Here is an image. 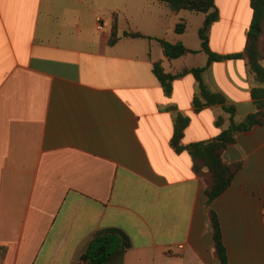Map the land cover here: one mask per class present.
<instances>
[{
	"label": "crops",
	"instance_id": "crops-1",
	"mask_svg": "<svg viewBox=\"0 0 264 264\" xmlns=\"http://www.w3.org/2000/svg\"><path fill=\"white\" fill-rule=\"evenodd\" d=\"M216 8L211 51L242 53L251 0H216ZM102 11L86 0H0V264H79L95 234L110 228L133 244L112 264H220L206 184L171 141L177 114L191 120L185 146L219 136L229 116L221 106L196 112L191 74L167 96L153 65L173 75L207 66L206 84L238 122L255 112L254 79L241 59L208 66L205 14L157 0ZM115 20L120 40L110 46ZM158 40L198 54L170 61ZM224 159L243 163L215 202L230 264H264V128L240 134Z\"/></svg>",
	"mask_w": 264,
	"mask_h": 264
},
{
	"label": "trees",
	"instance_id": "trees-1",
	"mask_svg": "<svg viewBox=\"0 0 264 264\" xmlns=\"http://www.w3.org/2000/svg\"><path fill=\"white\" fill-rule=\"evenodd\" d=\"M166 5L173 12L189 11L206 15L203 27L199 31L201 40V51L209 56L208 66L214 62L223 60H244L251 77L256 84L251 91V97L255 106V112L248 115L242 121H236V110L228 106L226 99L211 91L204 79L207 66L203 68H184L173 75L166 73L161 62L154 63L153 74L162 85L164 92L170 96L173 92V84L176 80L187 75H193L198 84V91L194 97V107L197 113L208 106H221L225 114L229 116L230 124L227 129L222 130L219 136L206 142L194 143L188 146L183 144L185 129L190 125V118L182 114L175 117L174 136L171 144L178 153L188 152L193 160V170L197 177L205 182L206 207L209 222L213 230L214 256L220 264H230L227 246L224 243L220 215L215 208V202L233 184L237 173L243 168L242 162L228 163L224 159L228 147L237 144L238 136L250 132L255 127L264 128V0H251L253 18L246 39L245 50L240 54L228 56L218 55L211 51L210 29L218 22L219 12L216 8V0H157ZM186 22L177 25L176 32L183 34L186 31ZM124 38L151 39L141 33L125 32ZM120 40L117 20L112 27L110 46H114ZM163 49L165 57L172 61L189 54H198L183 46V43L171 44L165 40H158ZM224 117L217 119L216 125H224ZM264 212V205H263ZM264 216V215H263ZM130 237L121 229L110 228L95 234L89 244L87 252L82 259L87 264H112L115 258L123 255L133 247Z\"/></svg>",
	"mask_w": 264,
	"mask_h": 264
},
{
	"label": "rangeland",
	"instance_id": "rangeland-1",
	"mask_svg": "<svg viewBox=\"0 0 264 264\" xmlns=\"http://www.w3.org/2000/svg\"><path fill=\"white\" fill-rule=\"evenodd\" d=\"M91 6H95V8L99 9L101 11V14L99 15V17H104L103 16V9L104 8H114L116 6H120L123 4V2L125 0H86ZM253 78V77H252ZM241 171V170H240ZM239 171V172H240ZM238 172V173H239ZM237 173V174H238ZM264 215V212H263ZM262 215V216H263ZM0 259H1V251H0Z\"/></svg>",
	"mask_w": 264,
	"mask_h": 264
},
{
	"label": "built area",
	"instance_id": "built-area-1",
	"mask_svg": "<svg viewBox=\"0 0 264 264\" xmlns=\"http://www.w3.org/2000/svg\"><path fill=\"white\" fill-rule=\"evenodd\" d=\"M99 29L100 30H103V24H102L101 21H99ZM79 264H87V262H85V261L82 260V261L79 262Z\"/></svg>",
	"mask_w": 264,
	"mask_h": 264
}]
</instances>
